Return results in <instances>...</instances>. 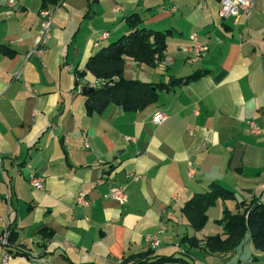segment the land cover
I'll list each match as a JSON object with an SVG mask.
<instances>
[{"label":"crops","instance_id":"1","mask_svg":"<svg viewBox=\"0 0 264 264\" xmlns=\"http://www.w3.org/2000/svg\"><path fill=\"white\" fill-rule=\"evenodd\" d=\"M220 1L0 0V46L13 51L0 50V231L7 222L15 236L11 247H0V264H121L147 250L187 260L165 264H264L249 234L230 252L205 243L225 236L218 222L224 210L264 203V0H255L249 19L226 20ZM43 8L53 15L51 36L40 57H29ZM133 13L149 28L171 30L169 63L127 58L126 79L171 84L201 76L160 91L141 110L110 104L89 115L77 71L128 33ZM192 34L208 46L196 62L187 51ZM158 112L167 116L160 124ZM33 175L44 178L42 189L31 185ZM212 183L236 198L209 207L197 231L182 208ZM119 186L124 203L105 197ZM82 192L87 206L76 204Z\"/></svg>","mask_w":264,"mask_h":264},{"label":"trees","instance_id":"2","mask_svg":"<svg viewBox=\"0 0 264 264\" xmlns=\"http://www.w3.org/2000/svg\"><path fill=\"white\" fill-rule=\"evenodd\" d=\"M128 33L122 35L116 41L102 47L95 55L91 56L85 69L77 71V76L83 85L87 73L95 78L116 77L117 80L111 86L92 87L86 93V109L89 115L101 114L110 104L123 107L126 111H138L147 105L157 101L159 92L170 90L175 85H185L201 76L200 72L174 79L169 83H155L124 77L125 62L127 58L155 67L164 61L168 46V36L171 30L159 31L149 28L144 19L138 13H133L126 18ZM0 50L12 55L4 46ZM233 191L217 183L209 185V189L202 193L194 194L182 208L183 214L189 220L191 226L199 231L207 221V210L219 200H234ZM238 211L224 210L219 223L224 225V237L220 234L209 236L206 246L211 252H230L240 246L247 234L254 246L264 252V203L252 201L249 204H237ZM10 228V226H9ZM45 237L51 238L52 231L42 230ZM192 245L198 244L196 237H184ZM15 240L14 233L10 229V241L7 248L11 247ZM2 244H0V247ZM170 262H187L182 257L172 255H159L152 250L125 256L121 264H165Z\"/></svg>","mask_w":264,"mask_h":264},{"label":"built area","instance_id":"3","mask_svg":"<svg viewBox=\"0 0 264 264\" xmlns=\"http://www.w3.org/2000/svg\"><path fill=\"white\" fill-rule=\"evenodd\" d=\"M7 1L8 4L11 6L16 5V0H7ZM254 8H255V0H221L218 13H219V17L222 20L238 17L240 14L244 15L246 18L249 19L250 16L253 14ZM40 13L44 17L42 23V30L40 35L37 37V39L33 44L32 50L29 53V57L32 55L40 57L41 54L45 51L47 41L51 36V26L53 21L52 12L47 8H43ZM108 35H109L108 32H104L99 36V38L95 41L94 44L99 45V41L107 38ZM190 38L193 44L190 47H188L187 51L190 52V60L196 62L200 60L201 57L206 53V51L208 50V46L203 42L199 41V39L195 34H192ZM168 63H169V58H167L166 56L164 61L160 62V65L166 66ZM116 80H117L116 77H111V78L100 77L87 82L86 86L94 87V88L106 86V85L111 86L115 83ZM166 118L167 116L164 113L158 112L154 115L153 121L156 124H160ZM248 123H249V128L252 132L254 133L261 132V129L256 122H254L253 120H249ZM30 183L33 187L37 189H42L44 187V178L41 176L33 175L30 179ZM105 197L117 200L120 203H124L126 201L125 187L119 186L116 188H112L109 192L105 194ZM76 204L80 206L89 205V200L87 199V196L84 192L80 193L77 196ZM9 241H10V228L7 222H5L3 229L0 231V244H2V247H7L9 245ZM11 257H12L11 253L9 252L5 253L2 257V262L6 263Z\"/></svg>","mask_w":264,"mask_h":264},{"label":"water","instance_id":"4","mask_svg":"<svg viewBox=\"0 0 264 264\" xmlns=\"http://www.w3.org/2000/svg\"><path fill=\"white\" fill-rule=\"evenodd\" d=\"M91 90H92V87H88V86H86V87L83 88V92H84V93H88V92L91 91Z\"/></svg>","mask_w":264,"mask_h":264}]
</instances>
